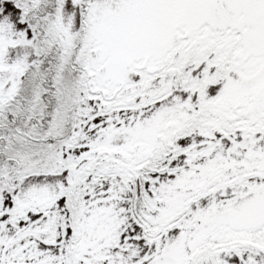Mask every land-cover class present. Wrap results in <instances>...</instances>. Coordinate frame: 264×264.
I'll return each mask as SVG.
<instances>
[{
    "label": "snow or ice",
    "instance_id": "snow-or-ice-1",
    "mask_svg": "<svg viewBox=\"0 0 264 264\" xmlns=\"http://www.w3.org/2000/svg\"><path fill=\"white\" fill-rule=\"evenodd\" d=\"M0 264H264V0H0Z\"/></svg>",
    "mask_w": 264,
    "mask_h": 264
}]
</instances>
